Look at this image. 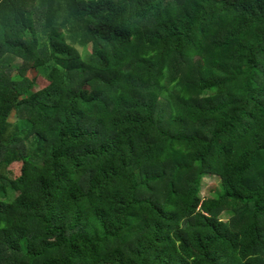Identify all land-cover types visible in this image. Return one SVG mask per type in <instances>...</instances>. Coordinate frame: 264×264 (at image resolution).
Returning a JSON list of instances; mask_svg holds the SVG:
<instances>
[{
	"label": "trees",
	"instance_id": "trees-1",
	"mask_svg": "<svg viewBox=\"0 0 264 264\" xmlns=\"http://www.w3.org/2000/svg\"><path fill=\"white\" fill-rule=\"evenodd\" d=\"M0 264H264V0H0Z\"/></svg>",
	"mask_w": 264,
	"mask_h": 264
},
{
	"label": "rangeland",
	"instance_id": "rangeland-1",
	"mask_svg": "<svg viewBox=\"0 0 264 264\" xmlns=\"http://www.w3.org/2000/svg\"><path fill=\"white\" fill-rule=\"evenodd\" d=\"M15 64L20 65L21 61L16 60ZM201 189H202V192H201L202 196L213 194V191L219 192L220 191V181L219 179H217L216 176L206 175L202 178ZM222 217H224V215Z\"/></svg>",
	"mask_w": 264,
	"mask_h": 264
}]
</instances>
